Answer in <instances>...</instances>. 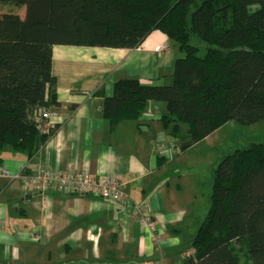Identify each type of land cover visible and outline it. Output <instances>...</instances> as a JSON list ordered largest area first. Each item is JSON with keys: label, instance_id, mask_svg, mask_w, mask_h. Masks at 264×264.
I'll use <instances>...</instances> for the list:
<instances>
[{"label": "trees", "instance_id": "1", "mask_svg": "<svg viewBox=\"0 0 264 264\" xmlns=\"http://www.w3.org/2000/svg\"><path fill=\"white\" fill-rule=\"evenodd\" d=\"M24 5V17L0 13V151L31 158L50 134L35 113L53 109L52 46L135 48L159 31L182 52L172 83L127 77L101 96L103 118L114 127L137 121L150 100L164 103V129L185 149L228 121L264 120V0H0ZM256 4L250 11L249 6ZM207 45L204 53L192 42ZM208 210L178 264H264V144L251 143L212 168Z\"/></svg>", "mask_w": 264, "mask_h": 264}, {"label": "crops", "instance_id": "2", "mask_svg": "<svg viewBox=\"0 0 264 264\" xmlns=\"http://www.w3.org/2000/svg\"><path fill=\"white\" fill-rule=\"evenodd\" d=\"M160 45L167 48L155 51ZM181 56L159 31L135 48L52 46L54 131L31 158L0 151V166L11 174L27 164V170L83 173L90 180L112 176L124 183L131 203L59 188L25 192L19 179L0 177V264H178L192 253L200 192L181 157L221 127L180 150L159 120L163 102L150 100L137 121L110 127L97 94L102 88L111 95L114 82L127 77L170 85ZM142 215L154 222L153 231Z\"/></svg>", "mask_w": 264, "mask_h": 264}, {"label": "rangeland", "instance_id": "3", "mask_svg": "<svg viewBox=\"0 0 264 264\" xmlns=\"http://www.w3.org/2000/svg\"><path fill=\"white\" fill-rule=\"evenodd\" d=\"M256 7V4H252L249 6V10L252 11ZM0 13H12L24 17L26 8L24 5H17L9 1L1 2ZM192 42L199 47V54L204 53L207 47L205 43L197 39H193ZM251 143L264 144V120L248 125L233 120L228 121L209 139L183 153L182 161L187 162L190 171H192L191 179H189L192 181L191 185L200 192L196 200L198 201L196 209L192 214V220L195 219V216L197 217V225L201 223L208 210V194L211 191L212 183L207 187V180L209 178L212 182V168L223 156L232 153L235 149L247 147ZM234 248L240 257L241 264H252L245 244H236Z\"/></svg>", "mask_w": 264, "mask_h": 264}, {"label": "built area", "instance_id": "4", "mask_svg": "<svg viewBox=\"0 0 264 264\" xmlns=\"http://www.w3.org/2000/svg\"><path fill=\"white\" fill-rule=\"evenodd\" d=\"M167 48L166 45H160L154 48L160 52ZM55 112L49 108H40L35 113V122L38 130L45 134H50L54 129L52 118ZM0 177L19 179L25 192L35 191L43 192L53 188H59L67 194L92 195L112 202H123L130 204L131 200L125 194L124 183L112 176H104L96 180H90L83 173L60 174L50 171L44 167L31 168L27 170V164L21 170L10 173L7 169L0 166ZM143 214V213H142ZM142 224L154 230V222L142 215Z\"/></svg>", "mask_w": 264, "mask_h": 264}, {"label": "water", "instance_id": "5", "mask_svg": "<svg viewBox=\"0 0 264 264\" xmlns=\"http://www.w3.org/2000/svg\"><path fill=\"white\" fill-rule=\"evenodd\" d=\"M170 44H175V41L169 40Z\"/></svg>", "mask_w": 264, "mask_h": 264}]
</instances>
